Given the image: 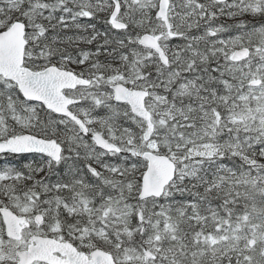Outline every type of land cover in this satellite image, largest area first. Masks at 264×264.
Segmentation results:
<instances>
[{
  "label": "snow or ice",
  "instance_id": "6c2138e0",
  "mask_svg": "<svg viewBox=\"0 0 264 264\" xmlns=\"http://www.w3.org/2000/svg\"><path fill=\"white\" fill-rule=\"evenodd\" d=\"M0 264H264V0H0Z\"/></svg>",
  "mask_w": 264,
  "mask_h": 264
}]
</instances>
